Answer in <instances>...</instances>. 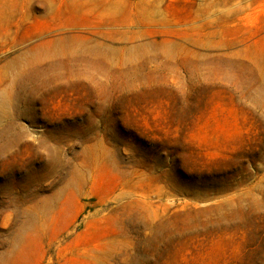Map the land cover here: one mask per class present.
<instances>
[{
  "label": "rangeland",
  "instance_id": "374dc122",
  "mask_svg": "<svg viewBox=\"0 0 264 264\" xmlns=\"http://www.w3.org/2000/svg\"><path fill=\"white\" fill-rule=\"evenodd\" d=\"M0 264H264V0H0Z\"/></svg>",
  "mask_w": 264,
  "mask_h": 264
},
{
  "label": "crops",
  "instance_id": "0c3cea01",
  "mask_svg": "<svg viewBox=\"0 0 264 264\" xmlns=\"http://www.w3.org/2000/svg\"><path fill=\"white\" fill-rule=\"evenodd\" d=\"M137 14H138L137 16H141L140 13H137ZM10 30H11V24L10 23H7V25H6V31L7 32L4 35L9 36L10 35Z\"/></svg>",
  "mask_w": 264,
  "mask_h": 264
}]
</instances>
